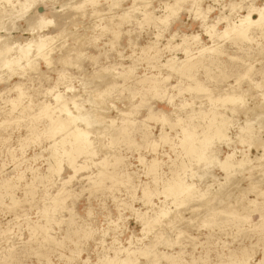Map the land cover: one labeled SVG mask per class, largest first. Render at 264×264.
<instances>
[{"label": "rangeland", "instance_id": "rangeland-1", "mask_svg": "<svg viewBox=\"0 0 264 264\" xmlns=\"http://www.w3.org/2000/svg\"><path fill=\"white\" fill-rule=\"evenodd\" d=\"M72 1L45 0L39 2L36 9L37 13H42L44 20L52 21L51 24L44 25L43 28H38L39 19L32 14L33 10L25 13L22 20L21 17L18 19L19 17L15 15L19 11L18 6L15 8V12L11 13L8 11L7 3H0V8L4 7L3 9L9 14L11 13L13 17L7 16L8 13H5V18L0 15L3 19V22L0 20V24L9 22L6 24L7 27L4 26L12 31H8L9 36L18 40V43L23 45L27 40H35L38 35L56 36L52 41L53 43H49L52 50L48 56L50 60L52 59V63L47 67L42 59L37 61L36 68L38 70L36 71L40 73H38L39 75L36 74V71L35 73L27 70L25 72L28 73L25 76L28 77L17 75L23 70L16 66H12L9 70L8 68L0 69V79H2L0 91L3 92L0 96V120L3 121L4 112L6 113L12 107L10 100L16 98V91L11 88L14 84L20 85L21 91L26 94V99L23 98V102H19L20 107L19 104L17 107H34H31L34 113L30 109V115L27 112V116H24L26 119L31 118L32 120L27 119L26 121L24 117H21L22 124L19 117L14 115V117H7V121L3 123L2 127L0 124V184L3 181L13 180L16 185L11 193L2 192L4 190L0 185V194H2L0 195L2 196L0 197V264H104L107 258L119 257V255L124 257L125 254L122 249L128 247L137 253L136 255H134L135 253L132 254L133 258L137 257L134 264L136 262L138 264H155L152 261L156 258L159 261H156V264H184V262H187L185 264H191V262L192 264H264V77H262L264 76L262 75L264 74V26L251 27V30L249 29L247 32L251 40L241 42L227 36H223L221 39L215 37L213 42L203 27V25L214 24L213 22H215L216 31L222 32L227 21L238 24L241 17L246 15L247 7L254 6L264 10V0H200V11L203 12V10L208 9L207 12H210L207 14L205 11L206 18L204 20L199 16L197 17L196 8L192 7L191 10L189 3H184L180 7L183 8L177 12L176 17L168 15L167 12L169 11L163 9L165 5L172 4L169 0L168 2L165 0H145L149 4L144 3V0H142L143 2L133 0L134 5L132 0H94L93 3L90 2L92 4L86 0ZM81 2L84 8L82 6V8H72ZM139 3L140 5L142 3L141 7ZM135 5L138 6H136L137 9L134 7ZM233 5L236 8L231 7ZM80 8L83 9V12L80 11ZM132 9H134V14ZM146 9L152 13V19L147 20L142 15L144 11H147ZM74 10L80 13H76ZM128 10H131L130 13ZM163 11L164 13H162ZM193 11L196 12V15ZM131 13L133 16L128 18V14L132 15ZM31 14L34 17L29 20ZM97 15H99L98 18H96ZM7 17L14 21L17 17L18 21L14 22L11 19L12 22L7 21ZM101 17L105 18L102 20ZM164 18L169 19L168 21L165 20L166 25L163 23L164 21L159 22ZM251 19L257 20V14L252 13ZM11 23H14L13 27L18 25L17 29L13 28L14 30H12ZM160 24L161 26H159ZM164 26L166 27L164 28ZM31 28L34 30L31 31ZM101 29L107 31L101 32ZM58 31L61 34L63 32L64 37ZM111 31L112 33L116 31L114 35L116 38L119 37L118 40L114 38L117 40H115L116 43ZM98 33L102 35H98ZM0 34L3 35L4 33ZM57 34L62 36V39ZM170 35H173L174 41ZM183 35L196 36L205 47L222 49L220 50V52L223 51L221 52L222 55L217 56L213 63L205 61L209 70L203 65L206 69L202 66L196 67L191 69L189 75L179 74L168 69L163 71L162 67V69L159 68L160 64L165 63L168 58L174 56L173 58L177 61L185 58L182 47H175L180 43V37ZM168 41L169 44L166 43ZM112 42L113 44H111ZM149 42L153 43L159 51L156 50L157 55L151 51L148 53V56L155 55L156 58V61L151 59L149 61L151 63L146 62V60L148 61L147 53L141 55V49L151 44ZM133 43L136 44L135 47H133ZM163 45H168V48L163 47ZM173 45L174 48H172ZM160 48L162 51L164 50L162 53ZM31 49L33 50V48ZM209 53L210 55L207 53L204 56L209 57L211 54H214L211 57L215 56V53ZM34 54L33 51L30 56ZM195 54L196 50L193 53L194 57L197 56ZM153 62L158 68L152 67ZM247 66L250 68L248 69ZM159 69L163 72L161 73ZM244 69L246 70L244 71ZM7 72L8 75H6ZM244 72L246 73L245 77H248L243 76ZM157 73L164 77V80L161 81L162 87L165 88L162 96L155 92L152 93L153 91L149 90L148 83H146L149 82L152 75H157ZM240 74L242 77H237ZM5 75L9 77V81ZM191 75L193 78H190ZM141 80L145 81L144 84ZM195 80L202 87L204 86L205 90H187L189 86L194 87ZM256 82L257 84L259 82L261 86L256 88L254 85ZM92 85H95L94 87L97 89H93ZM49 87L53 88H51L53 92L48 93ZM105 87L107 90L103 93ZM54 93L56 95L65 93L63 98L66 99L72 95H79L77 100H81L80 104L82 103L81 105L85 109L81 108L83 117L85 115L86 120L90 121L92 125L88 128L90 132L88 136L90 139H88L92 140L90 142L91 152L95 150V153H89L88 156L86 153L77 155L76 161L74 160L75 164L82 165L83 168L69 182L67 178L72 175L73 170L65 160L64 162L61 161L60 176L47 174L48 166L54 162L51 157L53 149L50 148L52 138L45 134L42 137L46 130L44 127H46L47 118L44 116L42 118L39 114L37 117L35 116L36 111H38L35 109H39L45 102L52 103L51 97ZM228 93H236L239 97L241 96V102L221 103L211 100ZM95 94L97 99L94 97ZM182 100H185L188 105L190 104L188 107L187 105L183 107L184 110L178 106ZM89 105L95 108L93 109ZM70 107L72 106L70 105ZM99 108H102L103 111ZM70 110L73 115H77L79 112V110L78 112L74 110V107ZM83 110L87 112L85 113ZM91 110L96 111L94 115ZM155 110L165 112L170 125L172 123L175 125L177 118L186 120L193 113L192 110L195 111L194 113L198 110L200 111L198 114H201L199 117L195 114L190 121L196 126H202L208 121L212 112L220 113L227 124L225 136L222 139L216 136L212 137L209 141V148L207 147L205 156L203 155L204 158L201 160L186 156L180 145H177L179 138L182 137L181 127L184 125V121L172 128L164 122L165 125L161 124V129V122L146 118L148 112L156 114ZM101 112L103 113L101 114ZM121 113L122 116L124 115L123 117H121ZM96 115L99 116L100 120L103 119L98 122ZM257 116L260 120L256 118ZM34 117L37 118V121L34 120ZM110 118H114V126L109 123ZM14 119L16 121H13ZM15 123L16 125H14ZM109 124L111 125L109 126ZM247 124L250 127H246ZM79 125L84 127L80 123ZM105 126H109L110 129ZM111 126L113 127L112 130ZM26 128L30 133L27 132ZM244 128L247 133L242 131ZM144 129L148 133L150 131L149 140L151 141L157 139L161 130L168 132L173 140L170 139V142L168 137L166 142L160 140L157 141L159 143L156 142L155 145L149 147L147 142L141 140ZM37 132H39V136ZM29 134L32 136L30 137ZM34 135L35 137L38 136V139L34 138ZM49 137L51 138L50 141ZM172 143L176 144L170 147ZM162 152L165 153V156L161 159L163 165L162 163L159 164L158 172L162 175H160V180L165 181V179L171 178L173 171H175L173 174L176 176L180 172L179 176L182 180L191 186L192 197L182 195L179 198H173L165 194H158L150 197V203L141 197V185L148 183L150 188L153 189L154 187V190L161 191L162 183L160 180H154L153 184L149 182L152 175L144 169L143 163L137 161L138 157H143L144 162L150 161ZM206 153L210 155L206 156ZM211 154L213 155L211 156ZM121 157L122 160L112 168L114 160L121 159ZM209 158L216 159L218 162ZM105 159L107 162L110 161L108 164L112 169L107 164L103 168H106V173L110 174L107 177H102V187H93L94 185L90 182L93 183L98 170H100L99 167H95L101 160L106 161ZM225 159H227L226 165L222 169L219 167V162L221 163ZM90 162L95 163L96 166ZM123 162L126 165H123ZM178 165L182 166L183 169ZM116 166L118 167L116 168ZM124 172L130 173L128 182L121 176ZM17 175L21 176L19 181L13 179ZM36 176H43L42 180L39 179L34 182ZM179 176L177 177L180 178ZM87 177L94 179L89 181ZM63 179L66 180L65 184H70L68 188L71 193L68 191L67 184H63ZM152 179L151 181H153ZM30 182L35 184L33 189L27 192L24 186ZM93 188L98 189L94 190ZM58 190H64L65 193L62 192V195L69 196L68 199L59 195ZM225 190H227L226 192L231 191L229 194H225ZM66 191L73 196V199H70L71 196L66 194ZM217 192L220 194L218 195ZM55 193L58 194L56 196L62 197L65 201L63 200L60 204L56 203L58 197H54ZM221 195H223L222 198ZM237 196L241 200H238ZM51 199L52 201H50ZM177 199L179 200L173 203ZM18 200H21L22 203L15 205V201ZM45 204L49 209L46 214H43L41 210L44 209ZM209 205L215 207L210 208ZM72 209L75 213L70 211ZM135 210H139L137 215ZM144 212H147L150 223L147 231H142L141 221L137 218ZM44 217H46L45 219L52 217V219L49 220L48 218L46 221ZM34 221L37 225L47 223L48 234L52 237L51 239H54L51 240L53 243L49 242L50 240L46 241L45 236L37 231L34 234L29 229V223L33 222L34 224ZM87 227L90 229H86ZM84 229L89 230L90 235L86 236H89L88 238L82 235ZM167 239L170 246L166 245L168 244L166 243ZM141 251L144 253L140 254Z\"/></svg>", "mask_w": 264, "mask_h": 264}, {"label": "bare ground", "instance_id": "bare-ground-1", "mask_svg": "<svg viewBox=\"0 0 264 264\" xmlns=\"http://www.w3.org/2000/svg\"><path fill=\"white\" fill-rule=\"evenodd\" d=\"M43 1H45V0H0V3L1 2H5V4L7 3L8 5H7V7H9L8 8V11H10L11 13H14L15 12V8L18 6L19 7V11L18 10H16V11H18V13L17 14H15V15H17L19 18L18 19H21L24 15H25V13H28L29 12V10L31 11V10H33L32 11V14H34L36 17H37V19H39V23H38V28H43V26L44 25H46V24H51L52 23V21L51 20H48V21H46V20H44L43 19V16H42V13H37V8H38V6H37V4L39 3V2H43ZM50 1V0H49ZM72 1V0H71ZM86 1H89L88 3H90V2H92V1H94V0H86ZM120 1V0H119ZM137 1V0H136ZM140 1V0H139ZM142 1V0H141ZM140 1V2H141ZM165 1H167L168 2V0H165ZM169 1H171V3L172 4H167V5H165V7H164V9L163 10H168L169 12H167L168 13V15H177V12L181 9L182 10V8H180L184 3H189V7H191L190 9L192 10V7H195L196 8V12H197V17L199 16L202 20H204L206 17H205V14H206V12H207V10L208 9H206V10H203V12H201L200 11V8H199V3H200V0H169ZM69 2V1H68ZM73 2V1H72ZM143 2V1H142ZM145 2H147L148 3V1H145L144 0V3ZM166 2V3H167ZM87 3V2H86ZM88 3L86 4L87 6H88ZM93 3V2H92ZM92 3H90V4H92ZM132 3H133V5H134V2H133V0H132ZM233 3V2H232ZM4 4V5H5ZM83 3L81 2V3H79L76 7H72V8H77V7H83L84 8V5H82ZM89 4V5H90ZM137 4V3H136ZM149 4V3H148ZM235 4V3H234ZM70 5V4H69ZM72 5V4H71ZM85 5V6H86ZM95 5H96V3H95ZM132 5V4H131ZM138 5V4H137ZM137 5H135L134 7L137 9ZM139 5H140V3H139ZM145 5V4H144ZM143 5V6H144ZM162 5H163V3H162ZM231 5V4H230ZM236 5V4H235ZM235 5H233V6H231V7H235ZM93 6V5H92ZM115 6V5H114ZM137 6V7H136ZM142 6V3H141V5H140V7ZM148 6V5H147ZM5 7H6V5H5ZM6 7V8H7ZM81 7V8H82ZM91 7V6H90ZM145 7V6H144ZM2 8V10H0V15L2 16V18H5L6 16H4V15H6L5 13H8L7 14V16H10V17H12L11 15V13L9 14V12H7L5 9H3L4 7H1ZM0 8V9H1ZM43 8V7H42ZM80 8V9H81ZM95 8V7H94ZM110 8H111V6H110ZM115 8H116V6H115ZM145 8H147V7H145ZM194 8V9H195ZM236 8V7H235ZM140 9V8H139ZM143 9V8H142ZM189 9V8H188ZM247 9V12H246V15H244V16H242L241 17V19L239 20V22H238V24H233V23H230V22H228L227 21V23H226V25H225V27H224V29L222 30V32H217L216 31V29H215V27H216V23L215 22H213L214 24H209V25H203V27H204V31H205V33L208 35V37H210V40H212L213 41V39H215V37H220V39L223 37V36H227L228 38H231V39H233V40H237V42H238V40L241 42V41H244V40H248V39H250V37L248 36V34H247V32L249 31V29L251 28V27H262V26H264V10L262 9V8H255L254 6H249V7H247L246 8ZM245 9V10H246ZM5 10V11H4ZM78 10H79V8H78ZM77 10V11H78ZM83 9H81L80 11H82ZM95 10V9H94ZM133 10L134 9H132V12H133ZM144 10V9H143ZM147 10V9H146ZM149 10V9H148ZM144 11L143 12V14L142 15H144L145 17H146V19L147 20H149V19H152V13H150L149 11ZM191 10H189V12H191ZM202 10V9H201ZM211 10V9H210ZM232 10V9H231ZM234 10V9H233ZM75 11V10H74ZM129 11V10H128ZM131 11V10H130ZM130 11H129V13H130ZM136 11H138V10H136ZM135 11V12H136ZM188 11V10H187ZM195 11H193V12H195ZM206 11V12H205ZM60 12V11H59ZM76 12V11H75ZM79 12V11H78ZM78 12H76V13H78ZM83 12V11H82ZM152 12V11H151ZM196 12H195V15H196ZM209 12V11H208ZM208 12H207V14H208ZM80 13V12H79ZM92 13V12H91ZM100 13V12H99ZM99 13H97V14H99ZM123 13V12H122ZM121 13V14H122ZM126 13H127V10H126ZM125 13V14H126ZM162 13H164V11L162 12ZM210 13V12H209ZM252 13H255V14H257V20H252L251 19V14ZM32 14H31V17L29 18V20L30 19H32V17H34V16H32ZM132 14V13H131ZM133 14H134V12H133ZM133 14L132 15H130V14H128V18H129V16L131 17V16H133ZM179 14V13H178ZM30 15V14H29ZM91 15V14H90ZM93 15V14H92ZM99 15H101V14H99ZM99 15H97V17L96 18H98V16ZM124 15V14H123ZM127 15V14H126ZM4 16V17H3ZM14 16V15H13ZM94 16H95V14H94ZM121 16V15H120ZM154 16V15H153ZM21 17V18H20ZM29 17V16H28ZM118 17V16H117ZM122 17V16H121ZM120 17V18H121ZM124 17V16H123ZM151 17V18H150ZM165 17V16H164ZM166 17H167V14H166ZM171 17V16H170ZM173 17V16H172ZM176 17V16H175ZM174 17V18H175ZM13 18V17H12ZM91 18V17H90ZM102 18V17H101ZM103 18H105V17H103ZM103 18H102V20H103ZM125 18H126V16H125ZM134 18V17H133ZM157 18V17H156ZM161 18V17H160ZM7 19H8V17H7ZM11 18H9L7 21H9ZM124 19V18H123ZM143 19V18H142ZM145 19V18H144ZM159 19V18H158ZM157 19V20H158ZM0 20L2 21L3 19H1V17H0ZM5 20V19H4ZM11 20H13V19H11ZM10 20V22H12ZM22 20H23V18H22ZM26 20V19H25ZM28 20V19H27ZM122 20V19H121ZM121 20H119V21H121ZM137 20V19H136ZM156 20V21H157ZM165 20L166 21H168L166 18H164V19H162V20H160L159 22L160 23H162L161 21H164L163 23L166 25V22H165ZM6 21V20H5ZM14 21V20H13ZM16 22L18 21L17 20V17H16V20H15ZM14 21V22H15ZM92 21V20H91ZM144 21V20H143ZM156 21H154V22H156ZM3 22V21H2ZM23 22V21H22ZM26 22H29V21H26ZM147 22V21H146ZM149 22V21H148ZM147 22V23H148ZM153 22V23H154ZM158 22V23H159ZM110 23V22H109ZM109 23H108V25H109ZM150 23V22H149ZM6 24H9V22L7 23L6 22ZM5 23L3 24H0V33H4L3 35L2 34H0V69H2V68H8V70L9 69H11V67L12 66H16V67H18V68H20V69H22L23 70V72L21 71V73H17V75H20V76H24V77H28V76H25L28 72H35L36 70H38V68H36V66H37V61H38V59H42L43 61H44V63H45V65L48 67V65L50 64V63H52L51 62V60H50V58H49V53H50V51L52 50V48H50L51 47V45L49 44V43H51L54 39H55V35L54 36H47V35H38L37 37H36V39L35 40H27L23 45L21 44V43H18L17 41L18 40H15V39H13V38H11L10 36H9V30H8V28L6 29L5 28V26L4 25H6ZM12 24V25H11ZM10 25L12 26V30H14V29H17L16 27L18 26H14L13 27V25H14V23H11ZM105 24H106V21H105ZM164 24H162V25H164ZM1 25H3V26H1ZM10 25H8V26H10ZM108 25H107V27H108ZM113 26H115L114 24H112ZM158 25V24H157ZM156 25V26H157ZM168 25V24H167ZM10 26V27H11ZM112 26V27H113ZM119 26V25H118ZM159 26H161V24L159 25ZM6 27H7V25H6ZM106 27V28H107ZM120 27V26H119ZM119 27H116V28H119ZM166 26H164V28H165ZM168 27V26H167ZM14 28V29H13ZM100 28H102V27H100ZM105 28V27H104ZM108 29H109V27H108ZM32 30H34L33 28H31V31ZM102 30V29H101ZM111 30V29H110ZM115 30H118V29H115ZM251 30V29H250ZM11 31V30H10ZM99 31H100V29H99ZM107 31V30H106ZM106 31H101V32H106ZM12 32V31H11ZM65 32V31H64ZM108 32H109V30H108ZM118 32V31H117ZM120 32V31H119ZM162 32V31H161ZM58 33H59V31H58ZM115 33H116V31H115ZM115 33H112V31H111V34H115ZM59 34H61V32L59 33ZM59 34H57V36L59 35ZM64 33L62 32V34L61 35H63ZM104 34V33H103ZM110 34V35H111ZM119 34V33H118ZM65 35V34H64ZM64 35H63V37H64ZM98 35H102V34H99L98 33ZM158 35V34H157ZM118 36V35H117ZM156 36V35H155ZM171 36V35H170ZM169 36V37H170ZM59 37H61V39H62V36H60L59 35ZM111 38H112V36H111ZM114 38H116L115 37V35H114V37H113V40H114ZM117 38H119V37H117ZM116 38V39H117ZM171 39H173V35L170 37ZM60 39V40H61ZM65 39V38H64ZM115 39V40H116ZM156 39V38H155ZM230 39V40H231ZM111 40V39H110ZM113 40H111V41H113ZM114 40V42L116 43V41L118 40H116L115 41ZM157 40V39H156ZM168 40V39H167ZM170 40V39H169ZM217 40V39H216ZM251 40V39H250ZM253 40V39H252ZM56 41H59V40H56ZM64 41V40H63ZM109 41V40H108ZM173 41H174V39H173ZM218 41V40H217ZM60 42V41H59ZM59 42H57V43H59ZM153 42V41H152ZM201 41H199L198 40V38L196 37V36H185V35H183V36H181L180 37V43H176L177 45H175V47H182V51L184 52V54H185V58L183 59V60H181V61H177V60H175L173 57H170V58H168L167 60H166V62L165 63H163V64H160V67L159 68H163V71H165V69H168V70H170V71H174V72H176V73H179V74H183V73H185V75H189L188 73L189 72H191V69H194V68H196V67H200V66H202V67H204L203 65H205V61H207L208 63H213V61L214 60H216V58H217V56H219L220 54L222 55V53L221 52H223V51H221L220 52V50H222V49H220V50H217L216 49V47L215 48H211L210 46L209 47H205L203 44H201L200 43ZM214 42V41H213ZM234 42V41H233ZM53 43V42H52ZM55 43V42H54ZM63 43V42H62ZM109 43V42H108ZM114 43V44H115ZM132 43V42H131ZM149 43H151V42H149ZM166 43H168L169 44V41L168 42H166ZM166 43H164V44H166ZM236 43V42H235ZM111 44H113V42L111 43ZM110 44V45H111ZM118 44H119V42H118ZM117 44V45H118ZM134 44V43H133ZM132 44V45H133ZM156 44V43H155ZM160 44V43H159ZM171 44V43H170ZM215 44V43H214ZM53 45V44H52ZM63 45V44H62ZM135 45L136 44H134V46L133 47H135ZM58 46V45H57ZM119 46V45H118ZM117 46V47H118ZM162 46V45H161ZM170 46V45H169ZM54 47H55V45H54ZM63 47V46H62ZM112 47V46H111ZM116 47V46H115ZM158 47V46H157ZM163 47H166V48H168V45H163ZM162 47V48H163ZM220 47V46H219ZM31 48H33V50L31 49ZM139 48V47H138ZM165 48V49H166ZM171 48V47H170ZM172 48H174V45H173V47ZM218 48V47H217ZM221 48V47H220ZM58 49V48H57ZM56 49V50H57ZM161 49V48H160ZM159 49V50H160ZM53 50H55V49H53ZM142 50V53H141V55L143 54V53H147V56H148V53L151 51V52H157L158 51V48H156V47H154V44L153 43H151V44H149L147 47H145V48H143V49H141ZM140 50V51H141ZM157 50V51H156ZM167 50V49H166ZM166 50H165V52H166ZM172 50H174V49H172ZM171 50V51H172ZM195 50H196V54L195 55H197L196 57H194V55H193V53L195 52ZM35 52V54L32 56H30V54L32 53V52ZM161 51V53L164 51H162V49L160 50ZM170 51V52H171ZM194 51V52H193ZM159 52V51H158ZM169 52V51H168ZM205 52H207L209 55H210V53L209 52H212V53H215V56L214 57H211V56H213L214 54H211V56H209V57H207V56H204V54H207V53H205ZM53 53V52H52ZM154 53V54H155ZM160 53V54H161ZM80 54V53H79ZM155 55H157V53L155 54ZM155 55L153 56V55H150V56H148V61L146 60V62H148V63H151V62H149L151 59H153V61H154V59H155V61H156V58H155ZM163 55V54H162ZM80 56H81V54H80ZM80 56H78V57H80ZM184 56V55H183ZM220 57V56H219ZM218 57V58H219ZM147 58V57H146ZM77 59V58H76ZM41 60V61H42ZM158 60V59H157ZM23 61V63H21ZM154 63V62H153ZM154 65V66H153ZM152 65V67L154 68L155 67V63ZM158 65H159V63H158ZM212 65V64H211ZM39 67V66H38ZM129 67V66H128ZM131 67V66H130ZM157 67V66H156ZM155 67V68H156ZM205 67H206V65H205ZM204 67V68H205ZM158 68V67H157ZM161 68V69H162ZM206 68H208V66L206 67ZM205 68V69H206ZM247 68H248V66H247ZM250 68V67H249ZM248 68V69H249ZM130 69V68H129ZM128 69V70H129ZM247 69V70H248ZM13 70V69H12ZM11 70V71H12ZM28 71L27 73L25 72V71ZM160 70V69H159ZM208 70H209V68H208ZM246 69H244V71H245ZM1 71V70H0ZM14 71V70H13ZM130 71V70H129ZM162 71V72H163ZM169 71V72H170ZM9 72V71H8ZM8 72H7V74L6 75H8ZM37 72V71H36ZM35 72V73H36ZM132 73H133V71H131ZM160 72H161V70H160ZM161 72V73H162ZM168 72V71H167ZM248 72V71H247ZM39 72H37L36 74H38ZM130 73V72H129ZM243 73V72H242ZM5 74V73H4ZM13 74V73H12ZM40 74V73H39ZM38 74V75H39ZM42 74H44V73H42ZM104 74V73H103ZM170 74V73H169ZM169 74H168V76H169ZM239 74V73H238ZM245 72H244V77H245ZM249 74V73H248ZM6 75H5V77H6ZM10 75V74H9ZM131 75V74H130ZM250 75V74H249ZM262 75H264V74H262ZM4 76V75H3ZM2 76V77H3ZM41 76V75H40ZM128 76V75H127ZM127 76H126V78H127ZM240 76L242 77V74H240L239 76H237V77H239L240 78ZM8 77V76H7ZM6 77V78H7ZM193 78V76L191 75L190 76V78ZM246 77H248V76H246ZM245 77V78H246ZM262 77H264V76H262ZM130 78V77H129ZM164 77L163 76H161L160 74H158L157 73V75H152L150 78H149V82L147 81V78H145L146 80L145 81H147L146 83H148V88H149V90H152L153 92L152 93H156V94H158V95H163L164 94V91H165V88H163L162 87V83H161V81H163L164 79H163ZM169 78V77H168ZM238 78V79H239ZM8 79V81H9V77L7 78ZM103 79V78H102ZM141 79V78H140ZM2 79H0V81H1ZM144 80V79H143ZM250 80V79H249ZM262 80H263V78H262ZM4 82H5V79L3 80ZM98 81V80H97ZM142 81V80H141ZM141 81H139V83L141 82ZM144 81V82H145ZM196 81V80H195ZM143 82V81H142ZM141 82V83H142ZM144 82L142 83V84H144ZM113 83V82H112ZM99 84V83H98ZM255 85V87L257 88V87H259V85L261 86V84H259V82H258V84H257V82H256V84H254ZM264 85V84H263ZM70 86V85H69ZM93 86V85H92ZM95 86V85H94ZM92 87L93 89H95V87ZM57 87V86H56ZM96 87H98V85L96 84ZM100 87V86H99ZM12 89H14L16 92H15V94H16V98H12L11 100H10V104L12 105V107L10 108V110H7V109H5V110H7V112L9 111V113H5L4 112V115H5V117H4V119H3V121H1L0 120V124H1V127H2V125H4L3 123L5 122V121H7V117H9V116H13L14 117V115H16V116H18L19 117V121H21L22 122V118L21 117H24L26 114H27V112L29 113V111H31L32 109H31V107L29 108V106H24V107H21V108H18L17 107V104H19V102L21 103V102H23L22 101V99L23 98H25L26 99V94H24L23 93V91H21V88H20V85H17V84H14L12 87H11ZM50 88V87H49ZM52 88V87H51ZM49 89V91H48V93L49 92H51L52 91V89ZM69 88V87H68ZM67 88V89H68ZM101 88H102V86H101ZM106 88V87H105ZM97 89V88H96ZM95 89V90H96ZM143 89V88H142ZM145 89V88H144ZM47 90V89H46ZM105 90H107V88L106 89H104V92L103 93H105L106 91ZM148 90V89H147ZM187 90H189V91H193V90H205V87L203 86L202 87V85L199 83V82H197L196 81V83H195V85H194V87H191V86H189L188 88H187ZM66 91H68V90H66ZM101 91V90H100ZM103 91V90H102ZM101 91V92H102ZM47 92V91H46ZM53 92V91H52ZM58 92V91H57ZM71 92V91H70ZM99 92V91H98ZM149 92H151V91H149ZM55 93H56V91H55ZM54 93V95H53V97H51L52 98V103L50 102V103H44V104H42V106L39 108V109H35V110H38V111H36V117H37V115L39 114L41 117L42 116H44L45 118H47V124H46V127H44L46 130H45V132L43 133V129H42V133H43V136L42 137H44V134L45 135H47V137L48 136H50L51 138H52V140H51V138L49 139V141L51 140V144H50V148H52L53 149V153H51V157L53 158V160H54V162L53 163H51L49 166H48V168H47V174H56L57 175V177L58 176H60L59 175V172H60V170H61V167H62V160H63V162H64V160L67 162V164H68V166H70V168H72V170H73V173H72V175L71 176H68V178H67V180H68V182L71 180H73L72 178L73 177H75V174L76 173H80L81 172V169L83 168V166L82 165H76L75 163V158L77 157V155H79V154H82V153H86L85 155L86 156H88V154L89 153H92L93 154V152L95 151H93L92 150V152H91V141L89 140L90 138L88 137L89 136V134H90V132H89V127H90V125H91V122L90 121H88V120H86V118H85V115H84V117H83V112H82V109H84L83 107H82V103L80 104V101H78L77 100V98H78V96L76 95H72V96H70V97H67V99L66 98H63V94H65V93H63V94H60V93H58L57 95ZM69 93V92H68ZM3 94V92H1L0 91V96ZM98 94V93H97ZM24 95H25V97H24ZM71 95V94H70ZM88 95V94H87ZM90 95V94H89ZM161 95V96H162ZM97 95L95 94L94 95V97L97 99V97H96ZM98 96H99V94H98ZM65 97V96H64ZM100 97V96H99ZM241 97V96H240ZM240 97H239V95L238 94H236V93H228V94H226V95H224V96H221V97H218V98H216V99H211V100H214L215 102H230V103H232V102H234V103H236V102H241V100L242 99H240ZM30 98V97H29ZM28 98V99H29ZM8 99V98H7ZM10 99V98H9ZM8 99V100H9ZM264 99V98H263ZM5 101H6V98L4 99ZM90 101V100H89ZM94 101H98V100H94ZM88 103V102H87ZM90 103V102H89ZM4 104H5V102H4ZM9 104V105H10ZM29 104H30V102H29ZM6 105H8V104H6ZM27 105V104H26ZM30 105H32V104H30ZM70 105L72 106V107H70ZM91 105H93V104H91ZM91 105H89V106H91ZM100 105V104H99ZM187 105V107L188 106H190V104L188 105V103L185 101V100H182V101H180L179 102V105L178 106H180V109L182 108L183 110H184V108L183 107H185ZM178 106H175V107H178ZM19 107H20V104H19ZM74 107V110H77V112H78V110H79V112L81 111V113H77V115H73L72 114V112H71V108H73ZM93 109L95 108V107H93V106H91ZM91 107H89V108H91ZM98 107H100V106H98ZM174 107V108H175ZM32 108H34V107H32ZM82 108V109H81ZM88 108V109H89ZM91 108V109H92ZM31 109V110H30ZM87 109V108H86ZM87 109V110H88ZM98 109V108H97ZM99 109H101V111H103L102 110V108H99ZM85 110V109H84ZM83 110V111H84ZM150 110V108L148 109V111ZM33 111V110H32ZM92 111V110H91ZM122 111V110H121ZM153 111V110H152ZM151 111V112H152ZM198 110H196V113H194L195 111H191V112H193L191 115H189V117H187L186 118V120H183L182 118H177V122L175 123V125H178V124H180L182 121H184V125L181 127V134H182V137L181 138H179V143L177 144V145H180V147H181V149H182V151L184 152V154L186 155V156H192V157H196L197 159H202V158H204V156H205V152H206V150H207V147H208V145H209V141H210V139L212 138V137H214V136H216V137H218V138H223L225 135H224V132L226 131L225 129H226V120H224V118L222 117V115L220 114V113H216V112H212L211 113V115H210V117L208 118V121H206L202 126H196L195 124H193V123H190V121H191V119H193V116H195V114H197L198 116L197 117H199L201 114H198V113H200V111H198ZM15 112V114H12V113H14ZM85 112V111H84ZM87 112V111H86ZM85 112V113H86ZM90 112V111H89ZM93 112V111H92ZM94 112H96V111H94ZM93 112V115L95 114ZM99 112V111H98ZM123 112V111H122ZM124 112H126V111H124ZM32 113V112H31ZM33 113H34V111H33ZM74 113V112H73ZM103 112H101V114H102ZM126 113H128V112H126ZM126 113H125V115H126ZM155 113L156 114H154V112L153 113H150V112H148V114L146 115L147 117L146 118H151L152 120H154V121H158V122H161L160 123V127L162 126V125H165V123L164 122H166L167 123V126L169 125L170 126V128H172V127H174L175 125H170V123H169V121H168V119L166 118V114H165V112H163V111H160V110H158V111H156L155 110ZM91 114V113H90ZM97 114V113H96ZM130 115H131V112L129 113ZM29 115H30V113H29ZM33 115V114H32ZM32 115H31V117H32ZM121 115V117H123L122 116V113L120 114ZM133 115V114H132ZM169 115V114H168ZM27 116V115H26ZM127 116V115H126ZM129 116V115H128ZM259 116H261V115H259ZM259 116H257L256 118H258ZM30 117V116H29ZM36 117H34V120L35 121H37L36 119ZM41 117H38V118H41ZM87 117V116H86ZM99 116H97L96 115V120H98V122H99V118H98ZM101 117V116H100ZM21 118V119H20ZM25 118V117H24ZM43 118V117H42ZM8 119H10V118H8ZM18 119V118H17ZM26 119V118H25ZM28 119V118H27ZM27 119H26V121H27ZM29 119H31V118H29ZM28 119V120H29ZM91 119V118H90ZM103 119V118H102ZM101 119V120H102ZM259 119V118H258ZM257 119V120H258ZM12 120V119H11ZM32 120V119H31ZM100 120V121H101ZM107 120H109V119H107ZM260 120V119H259ZM13 121H16L15 119L13 120ZM79 121V122H78ZM95 121V120H94ZM104 121V120H103ZM17 122H18V120H17ZM16 122V123H17ZM78 122V123H77ZM107 122V121H106ZM130 122V121H129ZM134 122V121H133ZM175 122V121H174ZM12 123H14V122H12ZM16 123L14 124V125H16ZM19 123V122H18ZM28 123H30V122H28ZM79 123L80 124H82L84 127H81L80 125H79ZM96 123H97V121H96ZM108 123V122H107ZM109 123H111V124H113L114 123V118H110V121H109ZM164 123V124H163ZM6 124V123H5ZM22 124H23V122H22ZM103 124V123H102ZM105 124V123H104ZM111 124H109V126L111 125ZM128 124V123H127ZM131 124H133L132 123V121H131ZM130 124V125H131ZM135 124V123H134ZM162 124V125H161ZM9 125H12V124H10L9 123ZM18 125V124H17ZM129 125V124H128ZM264 125V124H263ZM6 126V125H5ZM5 126H3V127H5ZM28 126H31V124L29 125L28 124ZM99 126V125H98ZM109 126H105V127H108L109 128ZM113 126H114V124H113ZM168 126V127H169ZM6 127H8V125L6 126ZM32 127H33V124H32ZM91 127H92V125H91ZM246 127H250V125L249 124H247L246 125ZM35 128V127H34ZM33 128V129H34ZM112 126H111V130H112ZM149 128V127H148ZM28 129L30 130V128L28 127ZM28 129L26 128V130H27V132H29L28 131ZM33 129H31V130H33ZM86 129V130H85ZM110 129V128H109ZM161 129H162V127H161ZM199 129V130H198ZM121 130H123V128H121ZM145 130V129H144ZM150 130V129H149ZM242 131L243 132H246L245 131V128L244 129H242ZM241 131V132H242ZM30 133V132H29ZM32 133V132H31ZM38 134V136H39V132H37ZM41 133V132H40ZM41 133V134H42ZM247 133V132H246ZM30 135V134H29ZM32 135H30V137H31ZM38 136H36L35 137V135L33 136L34 138H36V139H38ZM149 136H150V131H149V133L145 130L143 133H142V136H141V140L142 141H144V142H147V144L148 145H150L149 147H151V146H153V145H155V143L157 142V141H163V142H166L167 141V138L169 137V140L171 139L170 138V136H169V134H168V132H166V131H160V133H159V135H157V139L155 140V141H151V140H149ZM242 136V135H241ZM244 136V135H243ZM30 137H29V140H30ZM41 137V136H40ZM33 138V139H34ZM89 138V139H88ZM97 138V137H96ZM173 138V137H172ZM241 138H243V137H241ZM45 139H47L46 137H45ZM238 139H240V138H238ZM27 140V139H26ZM171 140H173V139H171ZM171 140H170V142H171ZM240 140H242V139H240ZM1 141H2V138H1ZM35 141V140H34ZM239 141V140H238ZM157 143H159V142H157ZM161 143V142H160ZM92 144H93V142H92ZM145 144V143H144ZM174 144H176V143H172V144H170V147H173L172 145H174ZM93 146V145H92ZM22 147V146H21ZM156 147V146H155ZM155 147H153V148H155ZM49 148V147H48ZM209 148V147H208ZM11 149V148H10ZM93 149V148H92ZM11 150H13V149H11ZM10 150V151H11ZM153 150V149H152ZM8 151H9V149H8ZM15 152V151H14ZM52 152V151H51ZM153 152H154V150H153ZM11 153H13V152H11ZM10 153V154H11ZM95 153V152H94ZM208 153H209V151H208ZM207 154V153H206ZM11 155H13V154H11ZM91 155V154H90ZM156 155V154H155ZM204 155V156H203ZM208 155H210V154H207L206 156H208ZM213 154H211V156H212ZM264 155V154H263ZM163 156H165V153L164 152H162L161 154H157L156 156H154L150 161H145L144 162V159H143V157H141V156H139L138 157V160L137 161H139V162H141V163H143L144 164V169H146L147 170V172L149 173V174H151L152 176V180L153 181H151V179H150V181L149 182H152V184H153V182H155L154 180H160L161 178H160V175L161 174H159V172H158V169L160 168L159 167V164H161L162 163V165H163V162H161V159H162V157ZM92 157V156H91ZM108 157V156H107ZM51 158V159H52ZM103 158V157H102ZM105 158V157H104ZM160 158V159H159ZM50 159V160H51ZM109 159V158H108ZM169 159V158H168ZM195 159V158H194ZM210 160L212 159V158H209ZM75 160V161H74ZM106 160V159H105ZM122 160V157H121V159H119V158H117L116 160H114V164H112L113 166H111V164H110V166L113 168L114 167V165H117V163L119 162V161H121ZM125 160V159H124ZM123 160V161H124ZM199 160V161H200ZM205 160H206V158H205ZM204 160V161H205ZM213 160V159H212ZM90 161H92V160H90ZM168 161H170V160H168ZM175 161H177V160H175ZM203 161V160H202ZM213 161H217L216 159L215 160H213ZM212 161V162H213ZM226 161H227V159H225L223 162H219V167L220 168H222V169H224L225 168V165H226ZM51 162V161H50ZM103 162V163H102ZM108 162H110V161H108ZM108 162H107V160L106 161H103V160H101V162L98 164V166H96V164L95 163H93L95 166V168H97V167H99V169L100 170H98V173H97V175H96V173H95V175L98 177V179H97V177H96V179H94V178H90L89 179V177H87V179H89V181L91 180V179H94V181H93V183H91L90 182V184H93L94 186L93 187H102V185H101V179H103L102 177H107V175H109L108 173H106V171H105V169L103 168V166H105L106 164H107V166L109 167V164H108ZM112 162V161H111ZM218 162V161H217ZM91 164H92V162H90ZM177 163H179V162H177ZM182 163V162H181ZM209 163V162H208ZM211 163V162H210ZM209 163V164H210ZM245 164H246V162H244ZM92 164V165H93ZM121 164V163H120ZM123 165L125 164L126 165V163H122ZM140 164V163H139ZM172 164V163H171ZM207 164V163H206ZM181 165V164H180ZM180 165H178V167L180 166ZM244 165V164H243ZM248 165V164H247ZM119 166V165H118ZM118 166H116V168L118 167ZM171 166V165H170ZM182 166H183V164H182ZM182 166H180L181 167V169H183L182 168ZM106 167V166H105ZM111 167H109V168H111ZM143 167V166H142ZM176 166H175V164H174V168H175ZM177 167V168H178ZM241 167H243L242 165H241ZM69 168V167H68ZM108 168V169H109ZM111 168V169H112ZM116 168H114V169H116ZM173 168V169H174ZM169 169H170V167H169ZM71 170V171H72ZM95 170H97V169H95ZM145 170V171H146ZM174 170H176V169H174ZM178 170H180V169H178ZM80 171V172H79ZM124 171H126V170H124ZM170 171V170H169ZM173 172H175V171H173ZM173 172H171L172 173V177L171 178H168L167 180L165 179V181H161V183H162V186L160 187L161 189V191H158L157 189L156 190H154V187H153V189L152 188H150L147 184L148 183H144L143 185H141V182H140V185H141V190H142V192H141V197L144 199V200H146V202L147 203H150V197L151 196H156V195H158V194H165L166 196H171V197H173V198H179V197H181L182 195H184V196H191L192 194H193V192H192V189H191V186L190 185H187L186 184V182L185 181H183L182 180V178L179 176V173L180 172H178L177 173V176H179L180 178H178L175 174H173ZM62 173V172H61ZM170 173V172H169ZM46 174V175H47ZM146 175H148L147 173H145ZM45 175V176H46ZM55 175V176H56ZM93 175V174H92ZM226 175V174H225ZM54 176V177H55ZM122 177H123V179L125 180V181H127L128 182V179L130 178V173H126V172H124L122 175H121ZM162 176V175H161ZM230 176V175H229ZM43 177V176H42ZM42 177L41 176H36L35 178H34V182L35 181H37V180H39V179H41L42 180ZM49 177V176H48ZM94 177V176H93ZM233 177V176H232ZM20 178H21V176L20 175H17V176H15L13 179H16L15 181H19L20 180ZM45 178H47V177H45ZM86 178V177H85ZM225 178H229V177H225ZM231 178V177H230ZM226 179V180H227ZM233 179H234V177H233ZM54 180V179H53ZM96 180V181H95ZM88 181V182H89ZM130 181V180H129ZM160 181H159V183H160ZM230 181H231V179H230ZM14 181L13 180H9V181H3V183L2 184H0V185H2V188H3V190L4 191H2V192H5V193H11L13 190V188L16 186L14 183H13ZM34 182H30V183H27V184H25V186H24V189L25 190H27V192H30L31 191V189H33V187H34ZM39 182H41V181H39ZM50 182V181H49ZM48 182V183H49ZM65 182H66V180H64L63 179V184H65ZM157 182V181H156ZM52 183V182H51ZM50 183V184H51ZM121 183V182H120ZM164 183V184H163ZM234 183V182H233ZM232 183V184H233ZM237 183V182H236ZM235 183V184H236ZM60 184V183H59ZM63 184L60 186L61 188H62V186H63ZM67 184V183H66ZM65 184V185H66ZM89 184V185H90ZM52 185V184H51ZM70 184H67V188H68V186H69ZM155 185V184H154ZM90 186H92V185H90ZM89 186V187H90ZM1 187V186H0ZM65 188H66V186H64ZM63 187V188H64ZM132 187V186H131ZM157 187V186H156ZM236 187V186H235ZM234 187V188H235ZM64 188V189H65ZM92 188V187H91ZM105 188H107V187H105ZM88 189V188H87ZM94 190H97L96 188H93ZM92 189V190H93ZM222 189V188H221ZM228 189V188H227ZM235 189H237V187L235 188ZM12 190V191H11ZM62 190V189H61ZM61 190H58L57 191V193L59 194V195H62V192H64V190L63 191H61ZM66 190V189H65ZM89 190V189H88ZM91 190V189H90ZM68 191L71 193V191L69 190V188H68ZM219 191H221V190H219ZM227 190H225V192H226ZM231 191V190H230ZM229 191V192H230ZM247 191V190H246ZM67 192V191H66ZM73 192V191H72ZM229 192H226L225 194H229ZM65 193V192H64ZM218 193V195L220 194V192H217ZM223 193H224V191H223ZM58 194H54V197L56 196V195H58ZM66 194H68V195H70L68 192L66 193ZM224 194V195H225ZM0 195H2V194H0ZM65 195V194H64ZM64 195H62V196H64ZM73 195V194H72ZM50 196H52V195H50ZM71 196V195H70ZM222 196L223 195H221L220 197L222 198ZM0 197H2V196H0ZM56 197H58V198H56ZM55 198L57 199V201H56V203H58V204H60V202H63V200L65 201V199H62V197H59V196H56ZM64 197H67V196H64ZM69 197V196H68ZM68 197L66 198V199H68ZM73 196H71L70 197V199L72 198ZM192 197V196H191ZM203 197V196H202ZM236 197V196H235ZM241 197V196H240ZM51 198V197H50ZM152 198V197H151ZM52 199H54L53 197H52ZM52 199L50 200V201H52ZM73 199V198H72ZM190 199V198H189ZM192 199V198H191ZM237 199H238V196H237ZM24 200V199H23ZM179 199H177L175 202H173V203H176L177 201H178ZM223 200V199H222ZM221 200V201H222ZM238 200H241V198H239ZM54 201V200H53ZM220 201V200H219ZM237 201V200H236ZM16 203H15V205L16 204H19L20 202H21V200L19 201H15ZM24 202V201H23ZM25 202H26V200H25ZM46 202H47V200H46ZM182 202V201H181ZM224 202V201H223ZM237 202H239V201H237ZM237 202L235 203V205L237 204ZM22 203V202H21ZM28 203H30V202H28ZM27 203V204H28ZM56 203H54V204H56ZM66 203V202H65ZM146 203V204H147ZM215 203V202H214ZM222 203V202H221ZM220 203V204H221ZM23 205V207L25 206L24 205V203L22 204ZM46 205V204H45ZM44 205V206H45ZM64 205V204H63ZM62 205V206H63ZM180 205V204H179ZM50 206V205H49ZM61 206V205H60ZM65 206H67V205H65ZM69 206V205H68ZM67 206V207H68ZM210 206V208H214L215 206H211V205H209ZM17 207H18V205H17ZM19 207H20V205H19ZM43 207V206H42ZM179 207V206H178ZM185 207V206H184ZM61 208V207H60ZM59 208V209H60ZM66 208V207H65ZM70 208V207H69ZM68 208V209H69ZM48 209H49V207H47V205L44 207V209L43 210H41L42 212L41 213H43V214H46L47 213V211H48ZM62 209V208H61ZM71 209V208H70ZM130 209V208H129ZM55 210H57V209H55ZM64 210V209H63ZM52 211H53V209H52ZM70 211H73V209L72 210H70ZM132 211V210H131ZM136 211V210H135ZM138 212H139V210H137ZM137 211L135 212L136 213V215L138 214L137 213ZM54 212H56V211H54ZM74 212V211H73ZM75 213V212H74ZM74 215V214H73ZM145 215H147V212L145 213L144 212V214H141L139 217H137L138 218V220H140L141 221V223L140 224H142V231H147V229L149 228V217H148V215L147 216H145ZM164 215V214H163ZM41 216H42V214H41ZM166 216V215H165ZM163 217V216H162ZM46 217H44V219H45ZM49 218V220L50 219H52V217H48ZM47 218V219H48ZM140 218V219H139ZM47 219H45L46 221H47ZM91 219V218H90ZM88 220V219H87ZM38 222V221H37ZM36 222V223H37ZM32 223V224H31ZM31 223H29L30 224V226H29V224H28V226H29V229L31 230V231H33L34 232V234H36V231L38 232V233H40L42 236H45V238H46V241H49V242H51V240H54V239H51L52 237L48 234V228L49 227H47L46 226V224L47 223H45V225L43 224V225H40V223H39V225H37V224H35V221H34V224H33V222H31ZM32 225V226H31ZM85 227V226H84ZM86 229H90V228H86ZM91 232V231H90ZM30 233V232H29ZM32 233V232H31ZM89 233V230H83V236H87V235H90V233ZM39 234V235H40ZM92 234V233H91ZM160 234H162V233H160ZM159 234V235H160ZM178 235H179V233H178ZM92 236H93V234H92ZM165 236V235H164ZM30 237V236H29ZM84 237V239H86V238H88V237H86L85 238ZM91 237V236H90ZM158 237V236H157ZM83 238V237H82ZM161 238H164V237H161ZM157 239H159V238H157ZM115 241V240H114ZM165 241H166V238H165ZM168 239H167V242L166 243H168ZM48 242V243H49ZM58 242V241H57ZM160 242V241H159ZM173 242V241H172ZM51 243H53V242H51ZM128 243H130L129 241H128ZM161 243V242H160ZM165 243V242H164ZM163 243V244H164ZM57 245H58V243H57ZM61 245V244H60ZM166 245H168V246H170V242L168 243V244H166ZM126 247V246H125ZM146 247V246H145ZM145 247H144V249H145ZM122 248V247H121ZM155 248V247H154ZM134 249V248H133ZM136 249V248H135ZM143 249V248H142ZM148 249V248H147ZM152 249V248H151ZM150 249V250H151ZM79 250V249H78ZM150 250H148L149 252H150ZM80 251V250H79ZM122 251L124 252V257H121V255H119V257H117V256H115V257H112V258H107V259H105V262H104V264H134L135 262V260H136V258H133L132 256V254H134L135 253V251L134 250H130L129 249V247L128 248H124V249H122ZM137 251H139V250H137ZM143 251H141L140 252V254L142 253ZM152 252V251H151ZM154 254L156 253L155 252V249H154ZM77 253H80V252H77ZM144 253V252H143ZM142 253V254H143ZM146 253H148V252H146ZM181 253V252H180ZM75 254V253H74ZM137 253H135L134 255H136ZM162 254V253H161ZM147 256H148V254H146ZM79 256V255H78ZM143 256V255H142ZM161 257H162V255H160ZM160 256H158V258L160 257ZM121 257V258H120ZM149 257V256H148ZM152 257H154L153 255H152ZM105 258V257H104ZM160 259V258H159ZM161 260V259H160ZM85 261V260H84ZM156 261H158L157 260V258H156V260L155 259H153V261L152 262H155V264H156ZM151 262V261H150ZM159 262V261H158ZM168 262V261H167ZM84 263V262H83ZM87 263V262H86ZM181 263V262H180ZM185 263H187V262H184V264ZM136 264H138V262H136ZM151 264V263H150ZM154 264V263H153ZM175 264V263H174ZM181 264H183V263H181ZM190 264V263H189ZM191 264H192V262H191ZM220 264V263H219ZM222 264V263H221Z\"/></svg>", "mask_w": 264, "mask_h": 264}]
</instances>
